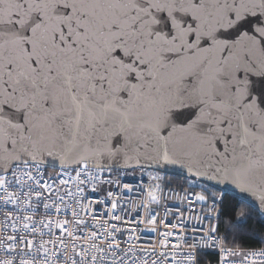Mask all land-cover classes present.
Returning <instances> with one entry per match:
<instances>
[{
  "label": "snow or ice",
  "instance_id": "obj_1",
  "mask_svg": "<svg viewBox=\"0 0 264 264\" xmlns=\"http://www.w3.org/2000/svg\"><path fill=\"white\" fill-rule=\"evenodd\" d=\"M252 201L264 0H0V264H264Z\"/></svg>",
  "mask_w": 264,
  "mask_h": 264
},
{
  "label": "trees",
  "instance_id": "obj_2",
  "mask_svg": "<svg viewBox=\"0 0 264 264\" xmlns=\"http://www.w3.org/2000/svg\"><path fill=\"white\" fill-rule=\"evenodd\" d=\"M172 178L174 182H182L183 180V178L174 175H172ZM226 195L230 204H234L239 200L237 197L230 194ZM239 207L244 209L246 215H250V219L248 220V228L254 229V231L247 232L242 238L238 239L236 243L245 248L249 246H264V244L260 243L261 239H264V217L258 218L256 210L251 206L240 205ZM198 260L200 261V264H216L217 256L211 252H201L198 254Z\"/></svg>",
  "mask_w": 264,
  "mask_h": 264
},
{
  "label": "water",
  "instance_id": "obj_3",
  "mask_svg": "<svg viewBox=\"0 0 264 264\" xmlns=\"http://www.w3.org/2000/svg\"><path fill=\"white\" fill-rule=\"evenodd\" d=\"M174 176H179V177H181V178H183V176L182 175H180V174H178V173H175V174H173ZM225 187H231V186H225V185H220V186H218V189L220 190V189H224ZM226 194H230V195H232V196H235V197H237L238 199H241L242 198V196H241V194L240 193H238L236 190H231V191H229V192H227ZM249 200H251V198H249ZM252 208H254L255 210H256V208H257V204H256V202L255 201H252L251 202V205H250Z\"/></svg>",
  "mask_w": 264,
  "mask_h": 264
},
{
  "label": "built area",
  "instance_id": "obj_4",
  "mask_svg": "<svg viewBox=\"0 0 264 264\" xmlns=\"http://www.w3.org/2000/svg\"><path fill=\"white\" fill-rule=\"evenodd\" d=\"M201 252H211V253H214V254H216V253H215V251H214V250H212V249H207V250H204V251H201ZM201 252H200V253H201ZM198 254H199V253H198ZM216 256H217V255H216Z\"/></svg>",
  "mask_w": 264,
  "mask_h": 264
}]
</instances>
